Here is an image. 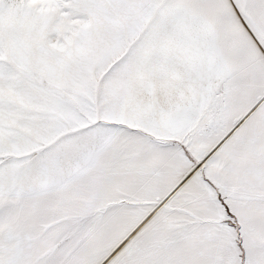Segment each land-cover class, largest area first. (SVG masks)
<instances>
[{
    "label": "snow or ice",
    "instance_id": "1",
    "mask_svg": "<svg viewBox=\"0 0 264 264\" xmlns=\"http://www.w3.org/2000/svg\"><path fill=\"white\" fill-rule=\"evenodd\" d=\"M0 264H264V0H0Z\"/></svg>",
    "mask_w": 264,
    "mask_h": 264
}]
</instances>
